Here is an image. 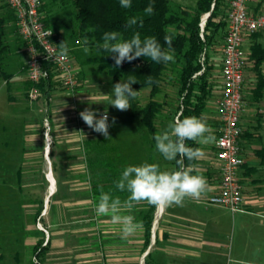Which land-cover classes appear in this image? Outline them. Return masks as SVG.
<instances>
[{"label":"rangeland","instance_id":"obj_1","mask_svg":"<svg viewBox=\"0 0 264 264\" xmlns=\"http://www.w3.org/2000/svg\"><path fill=\"white\" fill-rule=\"evenodd\" d=\"M42 1L43 5L53 9L55 17L51 21L58 24L56 27L59 32L66 34L68 42L77 43L75 47L78 48L72 50L68 47V53L80 70V86L75 91H69L53 82L55 88L50 100L44 93L38 101L28 100L26 91L32 84L26 77L25 47L7 0H0L3 9L0 17L9 22L4 27L6 36L2 42L4 49L0 66L16 77L11 91L14 103L8 102L7 86L0 78V264L34 263L37 245L43 242L45 246L50 240V223L55 219L51 216L52 212L59 209L57 202L66 204L68 210L61 219L68 226L73 224L75 215L78 214L72 205L79 201L99 203L100 195L94 197L93 188L98 182H103L102 174L108 170L105 168L107 159L114 162L119 175L125 167L144 162L157 163L161 169L166 170L176 168L175 161H166L157 152L152 136L141 121L140 110L149 101L150 90H138L139 97L126 111H119L108 105L110 99L104 95L112 93L111 78L99 64L89 61L99 59L101 55L95 48L85 45L86 40L77 37L74 8L70 5L66 8L59 1ZM197 2L198 0H169L174 12L194 8ZM114 56L112 55L113 60ZM164 92L157 96L159 101L166 100L165 94H169L177 103L173 87H165ZM85 108H91L98 118L107 108L110 139L84 123L79 113ZM177 117L174 108L167 112L160 123V132ZM79 177L83 179L81 182L76 180ZM79 186H84L87 190L82 197L74 194V188ZM53 188H56L54 193ZM110 195L123 202L129 193L123 191ZM158 211L146 202L136 204L129 211V215L143 225L141 230L130 236L131 253L139 255L135 264H145L141 255L144 250L146 218L149 217H153L150 234L152 253L155 250L153 240L158 227ZM95 214L93 210L84 212L85 219L96 222L92 223L94 231L89 232L88 236H97L100 227H103L107 236L115 232V237H122V225L112 226L111 213L103 216ZM118 214L122 215V210ZM126 214L128 213L125 211ZM96 218L100 220L95 221ZM259 220L256 225H251L249 233H241L235 226L232 245L237 253H241L239 256L236 253L223 259L221 264H264V221ZM247 238L251 241L246 242ZM89 240L96 241L97 238L91 237ZM246 249L252 252V256L245 252ZM40 263L43 264L42 259Z\"/></svg>","mask_w":264,"mask_h":264},{"label":"crops","instance_id":"obj_2","mask_svg":"<svg viewBox=\"0 0 264 264\" xmlns=\"http://www.w3.org/2000/svg\"><path fill=\"white\" fill-rule=\"evenodd\" d=\"M2 10V6H0V13ZM52 10L43 7V16L53 20L55 16ZM250 11L256 15L263 12L264 0L252 2ZM0 19L5 22L6 28L9 22L4 17H0ZM66 21L70 22L67 18ZM54 24L55 27L58 25L57 23ZM225 34L226 30L216 48L210 51V65L213 68L211 75L212 92L202 117L213 129L212 134L215 140L204 145L196 143L197 148H200L204 155L192 163L197 166L199 174L207 179L210 190L199 201L186 198L183 206L172 205L158 211L156 218L158 227L155 232V240H153L156 247L153 253V242L150 238V244L147 245L148 237L145 228L144 250L141 255L145 264L149 255H151L149 264H221L223 259L237 253L236 248L232 245L235 228L238 227L241 233H249L252 228L251 225H256L260 222L259 219L264 221V87L259 89V84L262 80L264 81V63L261 69L257 70L251 59L252 46L255 43L264 49L263 33L257 37L254 34L248 35L244 42L248 63L245 69L244 102L240 119L241 135L239 139L240 156L244 160V165L240 169L239 177L246 200L245 212L234 214L224 207L208 203V199L217 195L221 189V163L217 157L215 144L222 131L219 102L223 98L224 91ZM65 35L64 32H57L55 40L59 42L58 44L66 41L67 47H71L70 49L78 48L75 47L77 43L68 42ZM2 69L11 75V89L8 91L7 87V93L9 95L8 102L14 103L15 98L11 95V91L12 83L16 77L14 74L6 72L3 66ZM76 69L79 76L80 70L79 68ZM54 88L51 89V92ZM27 92L28 88L26 97ZM51 92L49 100L51 99ZM10 96L13 97V102H10ZM45 97L47 96L45 95ZM76 180L81 182L83 179L79 177ZM85 188L84 186L74 188V194L82 197L87 192ZM57 204L59 206L58 211L52 212L53 216L50 213V216L55 217V219H52L50 223L51 237L48 241V249L43 256H40L43 264H135L139 259V255H132L131 253L130 236L127 239L118 238L115 237V232L107 236L103 227L99 226L100 233L97 236L91 235L93 239L95 237L97 240H89L91 238L88 236L89 232L94 231V224L92 223L96 222L90 221L93 219L89 221L85 219L84 212L95 211L98 203L79 201L72 205L78 214L75 215L73 224L69 226L61 219L64 216L63 213L68 210L66 204L63 202H57ZM125 211L128 213L126 215H129V211L123 209L122 215H125ZM99 220L100 218L98 220L96 218L95 221ZM111 224L115 226V224ZM120 234L122 235V232ZM249 241L251 240L247 238L246 242ZM72 242L75 244L73 245ZM148 251L150 253L147 255ZM245 252L252 256L251 251L246 249ZM240 253L238 252L236 256H239Z\"/></svg>","mask_w":264,"mask_h":264},{"label":"trees","instance_id":"obj_3","mask_svg":"<svg viewBox=\"0 0 264 264\" xmlns=\"http://www.w3.org/2000/svg\"><path fill=\"white\" fill-rule=\"evenodd\" d=\"M61 2L67 8L72 6L75 11L77 37L86 40V44L95 48L101 58L90 59V62L99 64L108 76L114 86L121 79L124 81L134 79L136 84L132 85L133 90L142 89L150 90V99L140 110L142 123L148 132L154 137L160 132V123L165 114L173 107H176V116L184 118L187 116L203 117L212 92V66L210 65V51L214 50L222 38L227 28V16L233 0H198L194 8H186L180 12H174L170 8L169 0H131V8L124 9L120 7L119 0H54ZM149 4L154 7V12L148 14L145 9ZM44 9H49L48 5H43ZM211 13L206 21L204 28L201 24L204 18ZM134 18L137 23L127 27V21ZM47 27L53 30L54 40L59 30L55 27V22L51 18H45ZM5 22L0 19V59L3 53L2 42ZM118 31L124 39H130L134 34L139 33L141 40L145 37H155L167 49L164 43V36H172L171 50L174 54V62L167 64H155L145 57L137 58L131 62L124 61L122 65H115L112 55L98 48L102 43V36L105 32ZM256 33L254 36H260ZM59 46V42L55 40ZM202 57L205 58V70L201 63ZM251 59L257 70L261 69L264 63V49L259 44L252 46ZM202 72V73H201ZM148 76L156 83L149 85ZM0 77L6 82L8 91L11 89V75L3 71L0 66ZM53 75L42 82L40 90L49 99L51 89L53 88ZM173 87L174 97L165 94L166 100L159 101L157 96L165 93L164 88ZM264 87V81L259 84V89ZM170 99V100H169ZM10 102L13 97L10 96ZM171 101V102H170ZM174 103V104H173ZM173 106V107H172ZM154 141V139H153ZM155 142V141H154ZM189 146L197 148V144L192 141L187 142ZM105 168L108 169L102 174L103 182H98L93 188V196L101 195L103 192L109 194H119L115 182L119 180L118 169L114 162L107 159ZM194 161L185 160V165ZM147 222V245L150 244V234L153 224V217L146 218ZM49 242L46 246L44 243L37 245L35 256H43L48 249ZM150 256L146 260L149 264ZM34 264V263H33Z\"/></svg>","mask_w":264,"mask_h":264},{"label":"clouds","instance_id":"obj_4","mask_svg":"<svg viewBox=\"0 0 264 264\" xmlns=\"http://www.w3.org/2000/svg\"><path fill=\"white\" fill-rule=\"evenodd\" d=\"M120 7L131 8V0H119ZM145 12L152 14L154 7L149 4ZM137 21L132 18L127 21V27L135 25ZM52 33H49L50 36ZM164 43L168 46L163 48L155 37H145L143 40L140 34H134L130 39H124L118 31L105 32L102 36V43L98 48L114 56L115 65L120 66L124 61L131 62L137 58L145 57L155 64H167L174 62V54L171 50L172 36L165 35ZM58 48L60 55L66 56L68 47L63 41ZM88 49H85L87 52ZM149 85L156 83L148 76ZM136 80L124 81L121 79L113 86L111 95H104L110 99L111 105L119 111H126L139 95L140 91H135L132 85ZM84 123L95 132L109 137V116L105 108L102 115L97 117V113L91 108H85L79 113ZM115 118H113V123ZM213 129L207 124L206 120L197 116L177 117L170 122L164 130L156 133L153 137L155 148L166 161H175L176 168L172 170L161 169L157 163L144 162L139 165H129L124 168L120 178L115 182L119 191L129 193L123 202L118 198H113L109 193L103 192L99 203L95 208L98 216L111 213V222L122 225V238L127 239L143 228L141 222H136L131 215H119L123 210L130 211L136 204L146 202L158 210L166 209L172 205L183 206L186 198L199 201L202 196L210 190L207 179L199 174L195 164L185 165V160L195 161L203 157L204 153L200 148L188 145V141L197 144H208L215 140ZM196 173V174H193Z\"/></svg>","mask_w":264,"mask_h":264},{"label":"built area","instance_id":"obj_5","mask_svg":"<svg viewBox=\"0 0 264 264\" xmlns=\"http://www.w3.org/2000/svg\"><path fill=\"white\" fill-rule=\"evenodd\" d=\"M255 0H233L227 16L225 34L223 98L221 108L222 131L216 141L217 157L221 163L220 192L208 199V203L224 207L232 213L245 212L246 200L239 172L244 165L240 156V119L243 110V88L248 55L244 50L245 38L256 33L264 34V11L253 14L250 4ZM12 10L27 55V79L32 87L27 92L30 102L38 101L43 92L39 86L53 75V82L61 88L75 91L80 86L73 58L60 55L54 40V32L47 27L42 13V0H7ZM49 33H52L48 36ZM202 57V72L205 70ZM201 72V73H202ZM47 244L45 243V246ZM35 256L34 264H41Z\"/></svg>","mask_w":264,"mask_h":264},{"label":"water","instance_id":"obj_6","mask_svg":"<svg viewBox=\"0 0 264 264\" xmlns=\"http://www.w3.org/2000/svg\"><path fill=\"white\" fill-rule=\"evenodd\" d=\"M210 16H211V13L208 14V15L204 18V20L202 21V24H201L202 27L205 25L206 21L208 20V18H209ZM149 253H150V251H148L147 255H148Z\"/></svg>","mask_w":264,"mask_h":264},{"label":"bare ground","instance_id":"obj_7","mask_svg":"<svg viewBox=\"0 0 264 264\" xmlns=\"http://www.w3.org/2000/svg\"><path fill=\"white\" fill-rule=\"evenodd\" d=\"M48 151H49V148H47V152H48ZM49 172H51V170H50ZM49 180H50V182L53 183V180H52L51 178H50ZM55 189H56V188H53V193L55 192Z\"/></svg>","mask_w":264,"mask_h":264}]
</instances>
